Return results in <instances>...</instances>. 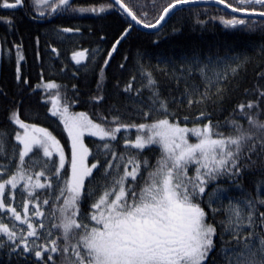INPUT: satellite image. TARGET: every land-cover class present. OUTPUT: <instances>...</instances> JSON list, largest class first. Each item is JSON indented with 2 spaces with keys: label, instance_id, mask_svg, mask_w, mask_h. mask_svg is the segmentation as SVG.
Masks as SVG:
<instances>
[{
  "label": "snow or ice",
  "instance_id": "snow-or-ice-1",
  "mask_svg": "<svg viewBox=\"0 0 264 264\" xmlns=\"http://www.w3.org/2000/svg\"><path fill=\"white\" fill-rule=\"evenodd\" d=\"M199 4L223 14L205 8L201 19L191 7ZM0 9L7 10L0 15V58L15 49L19 89L11 97L0 89L14 126L0 127V253L8 264H264V66L249 86L246 52L193 46L155 63L137 50L131 68L125 55L117 67L129 75L114 77L111 87L105 71L136 26L159 37L177 11L194 12L200 30L219 21L264 38V0H0ZM20 10L33 21L87 13L124 19L94 90L45 79L43 69L30 84L20 68L22 38L9 42L7 35L18 30ZM80 32L59 27L54 35L65 40ZM51 53L60 57L56 47ZM258 53L264 57V45ZM99 55V48L72 50L70 78L78 80ZM67 70L62 62L61 75ZM32 95L62 125L67 151L34 122L38 112L25 115ZM77 104L91 112L76 111ZM249 176L257 177L251 188Z\"/></svg>",
  "mask_w": 264,
  "mask_h": 264
},
{
  "label": "trees",
  "instance_id": "trees-1",
  "mask_svg": "<svg viewBox=\"0 0 264 264\" xmlns=\"http://www.w3.org/2000/svg\"><path fill=\"white\" fill-rule=\"evenodd\" d=\"M107 2V0H79L80 4L88 6L89 4H98ZM197 8V7H193ZM201 10V19H207L204 14V9L207 8L213 15L223 14L217 13L214 7H198ZM7 11L0 9V15L6 14ZM155 14V13H151ZM195 13L187 11H177L176 15L171 17L167 26L159 37L149 35L137 28L132 33L127 42H122V47L117 46L118 51L113 53L112 59L109 61V67L105 69L108 75V85L111 87L113 78L120 76L122 81L127 79L129 73L118 69V65L123 63V57L127 55L129 62L127 67L131 68L134 63L133 58L137 54V50L145 51L153 58L160 54L179 56L185 51L190 50L193 46L201 49L202 52L218 51L219 54L225 53H247L252 58V63L248 66L246 84L251 85L255 79V70L258 66H264V57L260 56L258 49L264 45V38L259 33L248 34L234 32L224 28L219 21H209L207 26L200 30L199 26L193 24ZM18 30L15 34H7L8 41L15 40L23 42V55L25 60L21 61V73L26 77L30 84L35 86L40 80V71L43 69L45 79H55L58 82L68 84L69 87L73 83L81 86L82 92H87L89 89H95L96 73L99 71L103 60L106 58V53L110 50L114 38L126 26L124 19L118 14H106L96 16L94 14H83L77 16L58 17L55 21L36 20L29 18L23 10L17 12ZM59 27H78L80 33L65 34V40H59L54 35L55 29ZM175 30V31H174ZM6 34V29L0 25V37ZM39 37V44L36 43V37ZM104 37V39H101ZM159 40V47H156L154 42ZM6 47H11V44H6ZM51 47H56L60 52V57L51 53ZM80 47L88 48L90 51L99 48L100 55L93 62L89 69L81 71L78 80L70 78V70L74 62H70L71 51ZM39 53V56H37ZM68 64V70L61 75V63ZM15 49L11 58L4 53L2 57V67L0 76V89L8 93L9 97L18 93L19 89L15 81ZM238 95V94H237ZM84 98V97H82ZM39 97L32 95L30 104L32 105V113H26V116H31L34 119V113H39V119L35 120L44 127H49L66 145L68 150L67 134L63 131L62 125L54 123L55 118L49 119L45 115L46 108L38 103ZM5 98L0 97V127H7L11 132L14 126L6 122L5 116ZM76 111H90L87 104H77ZM50 115V114H49ZM93 138H86V142ZM91 147L92 145L89 144ZM257 179L255 176H249L245 179V184L252 187V181ZM0 264H8V258L0 253Z\"/></svg>",
  "mask_w": 264,
  "mask_h": 264
},
{
  "label": "water",
  "instance_id": "water-1",
  "mask_svg": "<svg viewBox=\"0 0 264 264\" xmlns=\"http://www.w3.org/2000/svg\"><path fill=\"white\" fill-rule=\"evenodd\" d=\"M194 6H209V5L208 4H199V5H192L191 7H194ZM187 7H189V6H185V8H187ZM219 7L223 8V6H219ZM4 11H7V10H4ZM228 11L230 12V10H228ZM136 28H138L142 32H146V33H150L152 31H155V30L143 29L140 26H136ZM1 67H2V58H0V76H1Z\"/></svg>",
  "mask_w": 264,
  "mask_h": 264
},
{
  "label": "flooded vegetation",
  "instance_id": "flooded-vegetation-1",
  "mask_svg": "<svg viewBox=\"0 0 264 264\" xmlns=\"http://www.w3.org/2000/svg\"><path fill=\"white\" fill-rule=\"evenodd\" d=\"M127 2L134 3L135 0H127ZM162 2H165V0H158V3H162ZM194 7H213V6L212 5H209V6H194Z\"/></svg>",
  "mask_w": 264,
  "mask_h": 264
}]
</instances>
